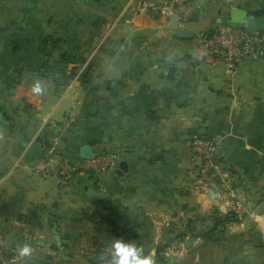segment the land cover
I'll return each mask as SVG.
<instances>
[{
	"label": "crops",
	"instance_id": "obj_1",
	"mask_svg": "<svg viewBox=\"0 0 264 264\" xmlns=\"http://www.w3.org/2000/svg\"><path fill=\"white\" fill-rule=\"evenodd\" d=\"M194 4L193 35L179 38L173 18L133 0H0V242L11 234L13 250L29 245L27 264H114L116 240L153 264H264V0ZM233 8L263 32L259 56L235 72L203 56L194 35ZM50 63L63 64L61 90L36 76ZM196 134L218 140L209 183L230 176L232 191H200ZM38 136L43 146L25 156ZM54 144L73 163L112 152L104 198H88L97 189L83 172L68 183L41 173ZM231 204L246 214L221 240L198 235L209 211Z\"/></svg>",
	"mask_w": 264,
	"mask_h": 264
},
{
	"label": "built area",
	"instance_id": "obj_2",
	"mask_svg": "<svg viewBox=\"0 0 264 264\" xmlns=\"http://www.w3.org/2000/svg\"><path fill=\"white\" fill-rule=\"evenodd\" d=\"M137 9L153 12L157 16L173 18L176 27L185 29L194 13V0H171L159 2L156 0H133ZM195 40L202 54L212 60L222 62L226 68L235 72L237 66L246 59H255L259 56L263 44V32L248 22L235 24L230 21L218 22L210 30L198 31ZM218 140L213 136L203 134L193 135L188 146L192 156L200 161L199 172L209 175L218 172V164L214 153ZM41 173H54L63 183H68L77 172H83L90 178L93 187L103 193L101 174L114 166V156L99 152L80 162H69L54 145L47 148L41 160Z\"/></svg>",
	"mask_w": 264,
	"mask_h": 264
},
{
	"label": "rangeland",
	"instance_id": "obj_3",
	"mask_svg": "<svg viewBox=\"0 0 264 264\" xmlns=\"http://www.w3.org/2000/svg\"><path fill=\"white\" fill-rule=\"evenodd\" d=\"M52 43H53L52 40L45 39L40 43V46H43L44 47L43 51H45L46 49L49 50V47L51 46ZM41 52H42V50H41ZM42 54H44V52H42ZM50 58H51L50 61L54 62L55 61L54 58H56V57L54 56L52 58V55H50ZM62 66H63V64H54V65L51 63L47 64L46 70L43 69V67H41L42 70H40V68L35 70L36 76H46L47 78L48 77L51 78L55 87H57L58 90H61V88L65 85V83L63 81L66 78V72ZM102 152L112 153L110 151H102ZM195 170H196L195 178L196 179L200 178L199 166H197V168ZM214 174H216V173H214ZM214 174H209V175H205V176L201 175V178L197 180L199 186L201 187L200 191H202L204 194L206 193L207 187H209L211 190H216L218 187H220L221 189H223V191H230V190L232 191V189L235 188L234 185L238 184L237 183L238 181H236L234 178L232 180V178L230 176H227L225 181L224 182L222 181L221 184H219L217 186L215 184L211 185V183H209V182L211 179L215 178L216 175H214ZM231 205H229V208L227 209V211L225 213H221L215 209H212L211 211H209L210 222H211L212 215L223 217L229 212L233 213V215L230 214L231 220H227L225 222V224L219 226V231L216 233V236H215L216 240H221V238L223 237V234L225 233L227 227L229 225L231 226V225L237 224L238 221L241 218H243V215L246 214V212H240V210L238 211L236 209V205H234V204H231ZM3 232L7 233L8 229L5 228V230ZM0 246H1V248H0V252H1V259L0 260L1 261H4L6 264H27V262L23 259V257L21 258L19 256V253L16 250H13V248H11L10 245L3 246L2 242H0ZM2 264H3V262H2Z\"/></svg>",
	"mask_w": 264,
	"mask_h": 264
},
{
	"label": "water",
	"instance_id": "obj_4",
	"mask_svg": "<svg viewBox=\"0 0 264 264\" xmlns=\"http://www.w3.org/2000/svg\"><path fill=\"white\" fill-rule=\"evenodd\" d=\"M229 21L235 24H240L242 22H250L251 18L245 16L244 14V10L242 8H233L229 11ZM193 32L189 29H180L175 33L176 37L179 38H190L192 37ZM145 117L147 120H150L152 117H154V115L150 112H145ZM43 146L42 144V139L38 136L36 137L28 146L27 150L25 151V156L27 157H31L35 154L36 150H38L39 148H41ZM118 168L121 170H126L127 166L125 161H120L118 164ZM211 189L209 190V193H211ZM87 196L89 199H102L104 198V194L94 190V189H89L87 191ZM12 242V235L11 234H6L4 237V243L6 245H10Z\"/></svg>",
	"mask_w": 264,
	"mask_h": 264
},
{
	"label": "clouds",
	"instance_id": "obj_5",
	"mask_svg": "<svg viewBox=\"0 0 264 264\" xmlns=\"http://www.w3.org/2000/svg\"><path fill=\"white\" fill-rule=\"evenodd\" d=\"M33 91L36 93L41 92L40 81L35 83ZM113 247L114 264H153V258L150 255H145L143 249L138 247L135 243L116 240L114 241ZM30 252V246L25 244L20 248L19 256H27Z\"/></svg>",
	"mask_w": 264,
	"mask_h": 264
},
{
	"label": "trees",
	"instance_id": "obj_6",
	"mask_svg": "<svg viewBox=\"0 0 264 264\" xmlns=\"http://www.w3.org/2000/svg\"><path fill=\"white\" fill-rule=\"evenodd\" d=\"M230 214L233 215V213L230 212L223 217L212 215L211 227L208 230L199 233L198 235H201L206 239H216L215 236L216 233L219 231V226L225 224L227 220H231Z\"/></svg>",
	"mask_w": 264,
	"mask_h": 264
}]
</instances>
